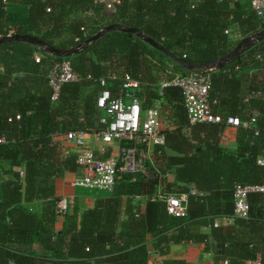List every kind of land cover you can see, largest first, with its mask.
<instances>
[{
	"label": "trees",
	"instance_id": "trees-1",
	"mask_svg": "<svg viewBox=\"0 0 264 264\" xmlns=\"http://www.w3.org/2000/svg\"><path fill=\"white\" fill-rule=\"evenodd\" d=\"M103 6L96 0H0V36L35 35L53 47L70 49L105 26L121 23L140 29L189 63L201 64L239 43L226 33L231 27L243 37L263 28L252 0H118L111 15ZM62 59H69L81 78L63 83L54 100L48 75ZM109 72L118 74L108 84L114 96L130 74L141 81L138 91L147 98L145 107L154 100L166 102L172 126L166 130L167 149L157 154L156 163L175 178L163 179V190L180 193L195 186L202 194L190 196L186 217L171 216L161 200L147 201L137 215L132 196L155 193L160 179L138 176L131 181L126 176L92 207L82 209L75 201L57 229L56 178L79 172L80 166L55 137L106 127L100 123L97 98L100 78ZM189 72L122 30L110 31L68 57L28 41L0 42V264H149L151 248L166 255L171 244L182 242L204 243L217 262L245 264L259 256L264 264V194H249L247 218L234 209L236 185L264 182V164L258 162L264 156V40L209 73L215 113L244 121L256 113L252 127H237L234 149L221 143L225 123L191 124L182 90L158 84L161 78ZM36 201L42 204L40 212L33 208ZM222 217L233 221L216 225ZM163 264L189 263L167 258Z\"/></svg>",
	"mask_w": 264,
	"mask_h": 264
},
{
	"label": "built area",
	"instance_id": "built-area-1",
	"mask_svg": "<svg viewBox=\"0 0 264 264\" xmlns=\"http://www.w3.org/2000/svg\"><path fill=\"white\" fill-rule=\"evenodd\" d=\"M108 8L115 10L118 0H96ZM252 8L264 23V0H252ZM228 32V30H226ZM35 60L40 62L42 54L37 52ZM211 71L176 73L170 79L160 82L161 87L177 86L184 96V104L191 124L195 123H225L227 126L252 127L256 122V113L247 121L237 116L224 117L215 113L211 106ZM49 82L53 87V99L59 98L63 83L77 81L81 75L76 72L69 59H62L54 63ZM118 74L110 72L100 78L102 89L97 98V107L100 113V122L106 127L97 130H72L64 134L67 142L73 144L75 156L80 166V174L73 182L75 187H86L95 190L113 191L118 183L126 176L135 181L138 176L159 177L160 180H169L172 174L169 171L161 172L155 167L153 150L163 153L162 147L166 144V132L162 127L163 108L157 102L151 108L145 109L143 101L137 94L141 81L125 74L117 93L113 95L108 87L110 79H117ZM259 133L258 130L255 132ZM95 139L101 142L99 152L92 146ZM3 139H0L2 142ZM116 152L105 157V153L114 148ZM159 147V148H158ZM258 162L264 164V156ZM261 192L264 194V182L260 184H238L234 189L235 214L247 218L250 213L249 194ZM196 189L180 194L165 192L159 188L150 195H134L135 201L161 200L166 203L168 213L173 217H186L190 195H198ZM74 204L73 199L60 198L56 205L58 215H65ZM139 213H137L138 215ZM247 264H262L260 258L249 260Z\"/></svg>",
	"mask_w": 264,
	"mask_h": 264
},
{
	"label": "crops",
	"instance_id": "crops-1",
	"mask_svg": "<svg viewBox=\"0 0 264 264\" xmlns=\"http://www.w3.org/2000/svg\"><path fill=\"white\" fill-rule=\"evenodd\" d=\"M261 27H263L262 29H264V23L263 22L261 24ZM237 29H238L237 27L236 28L231 27L230 29H228V32H226V33H228L229 35H230V33H233V35L236 38H237V36H241L239 39H237V41H240L244 37L242 36L240 31H238ZM113 73H116V72H113ZM170 78H171V76L167 77L165 79L164 78L159 79L158 80L159 86L161 87V85H160L161 81L168 80ZM138 90H137V94L141 98V100L143 101V105H145L147 98H146L145 94H139ZM98 95H99V93H98ZM157 102L161 103L162 108H163L162 120L164 123L165 132H166V130H168L172 126L170 120L167 118V115L169 113V109H168L165 101L154 100L152 103H153V105H155ZM152 106H148V107L144 106V108L148 109V108H151ZM99 115H100V113H99ZM236 134H237V127L227 126L224 130L221 143L228 148H231V149L236 148V146H237ZM55 138L62 141L64 153L66 155L67 154L75 155V152H74L75 150H74L73 144L70 142H67L65 140L64 134H59ZM91 144L99 152L100 147L102 146L101 142L93 139L91 141ZM116 144L117 143H115L114 148L108 150L105 154L110 156L111 154L115 153L116 152ZM166 149L167 148H166V144H165L163 146V152L166 151ZM157 150L158 149H154L152 151L153 155H154V164H155V167L153 169L157 168L158 170H160L159 165H157V163H156V156H157L156 151ZM5 166L8 167L7 165H5ZM160 171L162 172V170H160ZM167 171H169L172 174V176L169 180L165 179L166 180L165 183H167L169 181H173L175 178V174L173 171H171L170 169H167ZM79 174H80V168H79V172H67L65 176L56 178V193L60 198L64 197V198H68V199H73L74 202L76 201L82 209H86V208L94 206V202H95L96 198L109 196L112 193V191H106V190H95V189H89L86 187H75L73 185V182L76 180V177ZM68 185L73 190L72 192H70L71 189L69 190L70 196L65 195V193L68 191V188H69ZM73 186H74V188H73ZM163 187H164V183L162 180H160L159 185H158V189L159 188L163 189ZM192 188L197 190V188L195 186H191L190 189H192ZM190 189H189V191H190ZM157 190H155V191H157ZM197 191L202 194V192H200L199 190H197ZM165 192H167V191H165ZM183 192H188V191H183ZM168 193H174V192H168ZM180 193H182V192H180ZM180 193H174V194H180ZM201 194H198V195H201ZM138 195H144V194H138ZM193 196H196V195H193ZM189 200H190V197H189ZM147 201H149V200L141 201V200L136 199L135 202H136V212L137 213H140V211L145 209V205H146ZM82 204H84V206H81ZM126 206H127V197L124 198L122 218L126 217V213H125ZM234 206H235V198H234ZM33 208L35 210H37L38 212H40L42 210V204L40 202L36 201L33 204ZM62 216L64 217V215H58L57 214V222H56V228L57 229L61 228V226H62L63 219H64V218H62ZM232 221H233L232 218L222 217V218L216 219V225L217 224L218 225H228V224H231ZM204 231L210 232V228L205 227ZM167 258L185 259L189 264H227L226 260L217 262L215 259L214 253L205 250V244L204 243H197V242H190V243L182 242V243L171 244L170 251L166 255H161L157 250L151 248L149 264H152V262H154V264H163L164 260ZM258 258H259V256H258ZM249 260H255V259H248L245 261V264H247Z\"/></svg>",
	"mask_w": 264,
	"mask_h": 264
},
{
	"label": "water",
	"instance_id": "water-1",
	"mask_svg": "<svg viewBox=\"0 0 264 264\" xmlns=\"http://www.w3.org/2000/svg\"><path fill=\"white\" fill-rule=\"evenodd\" d=\"M114 30H122V31L135 33L139 37L143 38L144 40H146L153 46L157 47L158 49L166 53L168 56L172 57L175 61H177L184 68L190 71H195V72L200 71L204 73H207L212 70L220 69L226 66L228 63L236 59L241 53L245 52L247 49H249L253 45L264 40V29H262L252 35L246 36L243 39H241L239 43L224 56L214 61L201 63V64L189 63L188 61L182 59L181 57L176 55L174 52L169 50L167 47H165L161 43L157 42L153 38L146 35L140 29L134 28V27H128L121 23H111L105 26L104 28L100 29L97 33H95L94 35L86 39L83 43L73 48H70V49H58L35 35H27V34H23V35L13 34V35L0 36V42L28 41V42H31L39 46L44 52L54 54L57 56L68 57V56H71L73 53L78 52L81 48L82 49L87 48L90 43L96 41L97 39L106 35L108 32L114 31Z\"/></svg>",
	"mask_w": 264,
	"mask_h": 264
},
{
	"label": "rangeland",
	"instance_id": "rangeland-1",
	"mask_svg": "<svg viewBox=\"0 0 264 264\" xmlns=\"http://www.w3.org/2000/svg\"><path fill=\"white\" fill-rule=\"evenodd\" d=\"M103 11L107 14V15H111V13H112V8H108V7H106L105 5L103 6ZM230 37H231V39L232 40H235V41H237V39H239L241 36H237V38L233 35V33H230ZM155 73H157L158 74V72H157V70H156V72ZM162 127L165 129V127H164V123L162 124ZM68 191L65 193V195L66 196H70L69 194V190L71 189L70 188V186L68 185ZM73 188H74V186H73ZM73 190L71 189L70 190V192H72ZM61 192V191H60ZM62 193V192H61ZM81 206H84V204H82ZM62 218H64L63 216H62ZM152 264H154V262H152Z\"/></svg>",
	"mask_w": 264,
	"mask_h": 264
}]
</instances>
